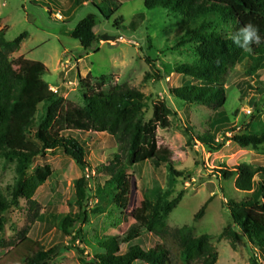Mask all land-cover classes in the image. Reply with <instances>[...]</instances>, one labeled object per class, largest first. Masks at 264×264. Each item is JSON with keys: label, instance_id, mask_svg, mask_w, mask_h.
Segmentation results:
<instances>
[{"label": "trees", "instance_id": "1", "mask_svg": "<svg viewBox=\"0 0 264 264\" xmlns=\"http://www.w3.org/2000/svg\"><path fill=\"white\" fill-rule=\"evenodd\" d=\"M94 0H76L78 6L89 2L99 14H89L76 27L73 37L84 49H95L100 42L96 28L100 19L110 20L117 12L114 8H103ZM149 10L162 9L181 16L185 33L179 46L192 45V62L177 64L173 71L197 81L172 90V94L187 105L202 104L216 110L214 128L225 129L231 123L223 116L227 103L226 78L230 71L245 60L252 64L245 72L247 77L260 80L264 69V44L249 49L235 45L231 36L248 23L257 26L264 36V0H144ZM100 17V18H99ZM120 20L115 25L120 27ZM145 20V14L136 15L127 29L137 31ZM230 29V30H229ZM7 27L0 30V161L15 163L16 180L10 191V199L0 189V246L5 247L4 234L12 207L19 206L22 199L35 205L38 189L52 176L50 165L34 168L36 158L48 150H62L74 159L82 169L88 168L85 145L72 133H108L120 144V153L114 154L108 166H103L109 175L103 185L96 188V196L102 201L112 199L117 209L128 206L127 170L135 165L150 161L155 167L165 165L168 172L166 188L159 191L155 199L144 196L134 213L135 223L121 235H111L97 240L93 248V259L88 261L81 250L84 264H217L219 252L212 244L210 234L194 235V227L184 225L171 230L167 224L170 213L184 195L177 190L179 177L186 173L177 170L172 162V151L158 143L157 131L172 126L171 116L177 111L164 99L153 103L152 115L148 117V97L127 84H110L109 75L99 78L89 74L79 80L83 95V106L67 104L58 91H53L44 79L47 67L44 63L23 56L11 58L10 53L20 46L26 37L21 35L14 41L7 39ZM109 84V85H108ZM254 89L258 95L254 107L262 113L264 107V80L256 88L250 83L243 89ZM41 109V112H40ZM238 112L234 115L237 116ZM199 140L211 149L222 147L216 142V132L198 135ZM193 140L190 138L189 142ZM233 140L241 147L255 150L264 148V128L235 135ZM33 171V172H31ZM223 179L236 177L235 187L247 193L242 200L230 199L226 207L230 212V223L220 239L230 240L236 248L241 234L252 246L264 255V166L242 163L233 168L226 164L217 170ZM258 178V180H257ZM75 214L57 216L50 214L46 219L49 227L58 225L63 233L70 235L82 214L87 213L91 197L88 179L76 180ZM208 205V204H207ZM196 215L200 219L207 207ZM145 231L159 237L163 246L159 250H148L139 244ZM85 242L78 233L74 240ZM5 253L6 260L13 264H50L54 254L40 241H36L26 230L17 243ZM129 245L127 252L120 247ZM172 254L174 256H172ZM1 264H7L1 262ZM249 264H262L260 257L253 254Z\"/></svg>", "mask_w": 264, "mask_h": 264}, {"label": "rangeland", "instance_id": "2", "mask_svg": "<svg viewBox=\"0 0 264 264\" xmlns=\"http://www.w3.org/2000/svg\"><path fill=\"white\" fill-rule=\"evenodd\" d=\"M94 1L97 4L102 2ZM106 2L103 8L107 10L118 6V10L110 20L100 19L96 28L100 42L95 49L86 50L73 33L89 14H99L92 3L78 6L76 0H0V30L7 27L9 41L26 34L20 46L10 53L11 58L23 56L44 63L48 69L44 79L67 104L84 105L79 80L89 74L95 78L109 75L110 84H127L143 92L148 97V117L152 115L155 100L168 101L178 116H171L170 128L158 129V143L172 151L173 164L177 170L186 173L185 177H179L177 190H183L184 195L168 216L169 228L175 230L190 225L194 227L195 236L212 235L211 242L219 252L217 264H249L254 253L264 264L263 252L255 249L243 234L236 248L232 247L229 239H220L230 223L226 203L230 199L242 200L248 194L235 187L236 177L223 179L217 172L224 164L230 168L242 163L264 166V148L241 147L233 140L235 135L264 128V107H260L262 113L254 107L258 97L256 91L248 89L245 96L242 94L248 83L256 88L259 81L264 80V69L259 73L260 80L247 77L245 72L252 64L247 59L230 71L224 85L227 103L223 116L231 123L227 131L221 129L217 132L213 125L216 120L214 107L187 105L172 94L176 88L197 83L184 74L168 73L177 64L194 60L190 52L192 45L179 46L185 33L182 17L162 9L149 10L144 0ZM139 14H145L141 27L137 31L127 29ZM120 18L123 20L118 27L114 22ZM235 112H238L237 116ZM206 132H216V142L222 147L211 149L203 144L198 135ZM72 134L86 147L88 168L82 169L59 149L48 150L44 156L36 158L34 168L48 164L53 174L38 189L34 197L35 205L22 199L19 206L12 207L8 212V223L2 234L7 245L0 246V264H13L6 260L5 253L12 243L20 240L24 230L28 236L54 250L50 264H84L81 250L91 261L98 239L126 232L135 223L134 213L143 197L146 195L155 199L158 192L166 188V166L155 167L152 162L146 161L127 170L126 208L117 209L112 199L102 201L96 196V188L109 178L103 166H108L114 154L121 152L120 144L108 133ZM191 137L193 140L189 142ZM83 176L88 179L91 191L87 213L70 227V235L63 233L56 224L49 227L46 219L50 214L61 217L79 211L74 203L75 183ZM16 177L15 163L1 160L0 189L9 199ZM205 205L203 216L195 220ZM78 233L84 238V243L74 240ZM133 244H139L146 250H159L163 246L161 239L148 231ZM128 248L129 245H122L120 250L127 252ZM135 264L146 263L137 261Z\"/></svg>", "mask_w": 264, "mask_h": 264}, {"label": "clouds", "instance_id": "3", "mask_svg": "<svg viewBox=\"0 0 264 264\" xmlns=\"http://www.w3.org/2000/svg\"><path fill=\"white\" fill-rule=\"evenodd\" d=\"M231 39L235 45L244 49H249L253 45L260 46L264 44V36L260 34L257 26L252 23L241 27L231 36Z\"/></svg>", "mask_w": 264, "mask_h": 264}]
</instances>
